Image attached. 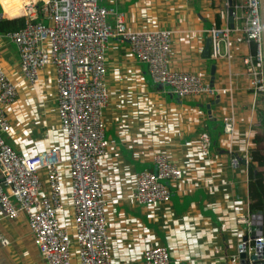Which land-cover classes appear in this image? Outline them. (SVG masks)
I'll return each instance as SVG.
<instances>
[{"label": "crops", "instance_id": "0c3cea01", "mask_svg": "<svg viewBox=\"0 0 264 264\" xmlns=\"http://www.w3.org/2000/svg\"><path fill=\"white\" fill-rule=\"evenodd\" d=\"M22 0H0V20L23 12ZM39 0H35V3ZM225 0H103L125 13L131 28L173 31V69L200 76L215 89L214 96L180 98L166 85L155 83L144 63L136 60L126 43L113 39L107 49L106 83L110 97L104 113L109 142L101 161L104 199L112 264H142L145 250L163 246L179 264H235L247 225L240 215L249 212L248 167L258 126L257 94L245 73L242 58L251 55L247 43L232 41L229 57L203 56L206 30L229 24ZM235 39V36H233ZM15 47L0 33V66L17 84L18 97L8 111L10 129L4 141L23 157L51 148L60 153L58 175L63 188L60 225L71 227L69 142L57 116L56 71L48 65L31 85L20 73ZM213 68V73L211 69ZM232 116L235 131L223 133L222 119ZM209 134L212 145L201 153L199 136ZM164 156L182 171L166 181L171 199L158 207L137 205L131 194L135 175L155 171L154 157ZM240 159L232 165V157ZM42 190L49 193L45 171L39 173ZM1 177V175H0ZM1 239L8 245L3 246ZM75 254V249H73ZM0 264H45L33 242L26 215L5 217L0 208ZM73 264H77L73 259Z\"/></svg>", "mask_w": 264, "mask_h": 264}, {"label": "built area", "instance_id": "2783aa9c", "mask_svg": "<svg viewBox=\"0 0 264 264\" xmlns=\"http://www.w3.org/2000/svg\"><path fill=\"white\" fill-rule=\"evenodd\" d=\"M102 1H24L23 12L19 15L24 25L4 35L15 47L20 73L29 84L37 82L41 69L48 65L54 67L57 116L69 142V197L74 216L72 226L65 227L58 220V212L63 208V188L57 169L59 150L51 148L27 158L3 139V134L10 129L8 111L16 104L18 91L17 84L0 66V208L8 219H15L20 213L26 215L33 242L45 264H73V259L77 264H112L100 172L109 145L105 137L104 113L110 97L106 83L110 41L116 39L128 44L136 60L147 66L151 79L170 87L178 97L215 94L214 87L200 76L172 68V30L131 29L125 13L103 5ZM224 7L232 9L233 27L226 23L206 30L211 40L210 56H221V43L228 56L233 40L238 44L254 42L255 56L243 57L242 65L251 78L253 93L258 95L263 88L259 69L263 42L259 1L225 0ZM222 130L230 139L233 137L235 121L232 116L223 117ZM211 145L209 134L203 131L199 136L201 153L207 155ZM250 161L245 158L247 167ZM153 162L155 171H141L135 175L131 199L137 205L155 208L170 202L171 190L165 182L181 179L182 171L162 155H156ZM239 162L240 159L233 155L232 165ZM41 171H45L49 193L39 196ZM256 220L257 214L240 215L237 223L248 227V239L241 243L247 257L261 250L262 259L257 264H264V234L249 237ZM1 244L9 243L1 239ZM142 264L179 263L171 261L167 248L155 246L145 250ZM235 264H240V259Z\"/></svg>", "mask_w": 264, "mask_h": 264}, {"label": "trees", "instance_id": "16d2710c", "mask_svg": "<svg viewBox=\"0 0 264 264\" xmlns=\"http://www.w3.org/2000/svg\"><path fill=\"white\" fill-rule=\"evenodd\" d=\"M24 25L23 18H7L0 20V33L6 35L16 31ZM250 53L255 56L257 48L254 42L249 43ZM259 125L264 129V111L257 109ZM253 149L249 152L250 163L248 165V194L249 212L255 215L262 212L264 216V136L256 134L253 137ZM264 234V224H263Z\"/></svg>", "mask_w": 264, "mask_h": 264}, {"label": "water", "instance_id": "95a60500", "mask_svg": "<svg viewBox=\"0 0 264 264\" xmlns=\"http://www.w3.org/2000/svg\"><path fill=\"white\" fill-rule=\"evenodd\" d=\"M232 13H233L232 9H229L228 10V17H229L230 27H233ZM17 17H19V16H17ZM262 26H263V50H264V0H262ZM210 43H211L210 38H207L206 42H205L203 56H206V57L209 56ZM211 73H213V68L211 69ZM257 218H258V220H256L257 221L255 224L256 226H252L250 229V233H249L250 236L249 237H251V238H254L255 236H258L261 233H263L264 216H263L262 212L257 213ZM247 239H248V235H245L242 238V241L243 242L247 241ZM243 248H244V245H241L240 249H242V250L239 253L240 264H249L250 260L253 261V264H257V262L262 259L261 258V252H260L261 250H257L255 255H252L250 258H248Z\"/></svg>", "mask_w": 264, "mask_h": 264}, {"label": "rangeland", "instance_id": "374dc122", "mask_svg": "<svg viewBox=\"0 0 264 264\" xmlns=\"http://www.w3.org/2000/svg\"><path fill=\"white\" fill-rule=\"evenodd\" d=\"M258 1H259V5L262 6L261 0H258ZM261 13H262V11H261ZM260 61H261V67L259 66V69H260L261 76H262V79H263V88H262V91L260 93H258L256 107H255L256 112H257V109L264 111V56H263V42H262L261 51H260ZM257 124H258V126L255 128V131L257 133H255V135L259 134V135H263L264 136V129L262 127H260L259 120L257 121ZM263 222H264V219H263Z\"/></svg>", "mask_w": 264, "mask_h": 264}, {"label": "bare ground", "instance_id": "6f19581e", "mask_svg": "<svg viewBox=\"0 0 264 264\" xmlns=\"http://www.w3.org/2000/svg\"><path fill=\"white\" fill-rule=\"evenodd\" d=\"M24 1H27V0H22L21 1V7H22V9H23V5H22V3L24 2ZM33 1V3H35V0H32ZM261 4H262V0H261ZM261 6V5H260ZM261 11H262V6H261ZM263 56H264V50H263Z\"/></svg>", "mask_w": 264, "mask_h": 264}, {"label": "clouds", "instance_id": "9594fccd", "mask_svg": "<svg viewBox=\"0 0 264 264\" xmlns=\"http://www.w3.org/2000/svg\"><path fill=\"white\" fill-rule=\"evenodd\" d=\"M1 6V5H0ZM2 8V7H1ZM3 9V8H2ZM16 18V17H15ZM17 18H21L20 16L19 17H17Z\"/></svg>", "mask_w": 264, "mask_h": 264}]
</instances>
